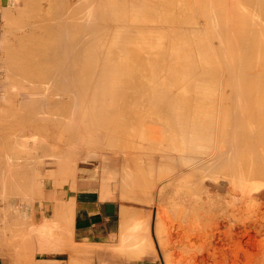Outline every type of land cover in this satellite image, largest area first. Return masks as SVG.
Listing matches in <instances>:
<instances>
[{
  "label": "bare ground",
  "instance_id": "1",
  "mask_svg": "<svg viewBox=\"0 0 264 264\" xmlns=\"http://www.w3.org/2000/svg\"><path fill=\"white\" fill-rule=\"evenodd\" d=\"M98 1L97 0H18V2L16 3L17 5H15V7L17 6L16 10L12 9V12L16 11L17 15L15 14L16 16L13 17V13L11 12V14H12L11 15L12 19H11L10 13H8L9 10H7V14H9V15L6 14L7 15L6 17L7 18H8V16L10 17L8 20H9V22L11 21V24L10 25L5 24L7 27L6 31H3V30H2L3 32L0 31V32H2V33H0L2 35V38L4 35L3 33H5V34L10 33L11 34V37L9 35L11 40L8 39L9 41H7L6 45H4V47L2 46L3 54H2V58H0L2 63H0V64H2L3 67L2 68L0 67V71H1V69H2V71H4L3 72V74H5V76L3 77L4 79H5V77H7V78L12 80V83H10V84L13 85L14 89L18 88V92L15 89L16 92L18 93V95L16 93L15 94L17 95V97H19V99H18L19 104L18 105H20L24 111V115L22 116V118H20V120L16 119L17 121L19 120L21 122V124L19 123L20 125H19V130H18L17 136L15 133H13L15 131H13V132L11 131L12 135L14 134V137H12V135L11 136L7 135V136H10V138L8 139L9 140L8 145L11 146V149H10L11 153H8L9 157H7L8 159H6L7 160L6 162H7V165L9 166L8 167L9 170L12 172L11 174L14 175L13 177L16 180H19L18 179L19 178L18 173L19 172L21 173V171H22V170L20 171L18 166H21L22 168L21 167L20 168L24 169L27 172L32 170L31 177H33L34 175L35 176H34V179L32 178L33 180L32 179L29 180L30 181V187H31L30 191L33 190L35 192L34 193L35 195H33L32 192H31V195H33V197L35 196V197L43 198L45 200L46 204L50 202V205H51L50 209L52 208L51 214L49 216L45 217L47 214H45L43 216L41 215L42 217H45L44 218L45 222H43L41 220V222H43L41 227H43V225L45 223H49L47 225H50V223H52L53 221H54V223H55V221H58L57 224H60V228H58L59 226L55 227L58 229L57 233H64V227H63L64 225L61 224L62 219H63V215H64L65 210H68L72 206V203L74 202V191L76 189L77 184H76V182H74V179L73 180L70 179L71 182L69 184L67 182H68L69 178L71 177L70 176L71 173L73 174V172L76 169L77 170L79 169L81 171L86 172L87 169H89V168L90 169H96L98 166H103V164L108 163L107 165L110 166L113 171L116 170L118 167H120L121 168L120 173H118V174H120V178L122 179V181L125 184H126V182L131 184V185L128 184L126 187L123 186V189L125 188L126 190H128L130 187H133L132 182H131V180H133V176L131 174L132 170H130V157L129 156H127V155L123 156L124 155L123 153H122L123 154L122 156H120V154L118 156H116V155L112 154V152L108 153V151L100 152V154H97L94 151L97 150L96 146L99 147L100 145H101L100 148L103 147L105 150V148L108 145H110V143H111L110 141H112V140H110L109 141L110 143L107 142L110 138V137H108L109 136L108 134H109V132H111V130L113 131V129H109L110 131L108 130L107 138L105 136L106 133L101 134L103 132V129H105V128H102L103 125L108 124V123H106V122H108L106 120L108 118L110 119V117L112 116L113 113H115L114 117L116 115H118V117L120 116L119 119L120 118H121V120L124 119V116L126 115L125 110H129V108H130V107L126 108L124 105H126V103L129 104L130 102L131 103L132 102L137 103V100L139 98L137 99L136 97H139V95H140L139 93L141 91L144 92V93L142 92V95L140 96V100H141L140 102H143L142 105H146V103L147 104L150 103L151 105H153V109H155V112H156L155 115L159 114L158 117L160 115L161 116L164 115L166 118V122L169 125L168 129L171 126V127L175 128L176 131L178 132V133H176V131H175L173 134L175 135V133H176V135L177 134L180 135V137L178 138L179 140L176 139V140H178V142L176 140H175L176 142L172 140V142L170 143V148L173 145V147H172L173 149L175 148L178 151V153L181 152L182 155L178 154V157L180 155V158H181L180 163L182 166H184L186 168H184V170H182L180 167L179 170H176L178 168L173 165L174 163L172 164L173 160H175L174 158L177 157V154L174 158H172V160H171V157H169V155H171L172 153L170 154L169 152H168L169 155L167 153L164 156L160 155L158 158H159V160L162 161L164 159V157H166L165 160H167L169 157L170 160L169 159L168 160L171 163L169 161L168 162H169V164L173 165L172 166L173 168H171V166L168 163H166L167 161L165 162V164L166 165L168 164L169 166L163 165L164 161L162 162V164L160 163L161 161H159V163L161 164V166L163 165L164 168L170 167L172 170L170 168L169 169L171 171L174 170V173H176L175 171L181 172V170L184 171V173H185V170H186L188 174L183 173L181 175L182 177H183V175H188V176L192 175L191 172H188L189 169L191 171H196V173H198V176H200L198 170L203 171V169L208 170V168H209V170L207 172L205 171L207 174L209 171H211V167H214L216 165L219 166V164H221V162L224 160V158L227 157L226 156V148L227 147L225 146L226 144L224 143V141L221 140V137L219 136L220 134L218 135L219 136L218 138H217V136H214L218 133L224 132L225 129H223L224 127H222V126L226 125L225 122H227V126L225 127L226 133L224 132V134H226V138L222 134V139H224V138L226 139V142H228L227 145L230 144V145H232V147L234 146L233 148H235V144H237V142H238L240 144L239 146L242 145L243 147H245V149L242 148L244 150H246V149L249 150V148H251V150H252V147L254 146V141H256L255 142L256 145L258 143L260 146H261V144L264 145V0H203V1L200 0L199 6L201 5L203 7L201 9L200 13H199V10L196 11V7L194 10L193 9L194 6H192L193 4L196 5L197 3H193V1H192V3H191L192 5H190V2H189L190 0H188L189 4L187 1L183 2V0L181 2H179L180 1L179 0V1H177L179 3L175 4L176 3V0H175L174 5H177V8L182 7V8H178L179 10L177 9V11L172 10V9L171 10H169V9L164 10L166 8L165 4H164L165 8L163 6L164 9H161V10H159L158 8L156 9L155 5H157V4L160 5V3L157 2L158 0L156 1V3H154L155 0H150V2L147 1L148 4L145 1L146 4L150 7H148L146 4L139 3L142 0H136V1L134 0V2L130 3V5H129V6H131L128 8V9H130V11L128 9H126L127 8L126 7L127 2H125L124 0L123 1L122 0H115V1L114 0H111V1L103 0L99 3H98ZM164 1H166V0H164ZM12 2L14 3L15 0H12ZM129 2L130 1L128 0V3ZM135 2L139 3V4L136 5ZM168 3L170 4V1ZM3 6H4V4H3ZM160 6L161 7H159V8H162V5H160ZM184 6L185 7H187V6L191 7L192 6L193 8L192 7H191L192 9L191 8H185ZM1 8L2 7L0 6V9ZM2 10H0V12ZM128 11L130 12V14H132L130 17L129 16L127 17V15H129V14L126 15V12H128ZM2 12L0 13V15L3 18L5 16H3L4 14H2ZM143 12L148 13V14L149 13L152 14V15L149 14V17L150 16L154 17V19L152 17H150L151 20H154V21L156 20L160 23L162 22L163 24L164 23L174 24V23L178 22L177 26L178 25L179 26L173 27L175 24L173 26L168 24L170 26V28H168V26L166 27V25L162 26L161 27L162 29H164L163 27H166L168 29L167 30L164 29V31L166 30L164 32L160 28L163 32L162 31L160 32V30H159V31H157L159 33H153L152 30H151L152 32H149L150 31L149 28H147V30H146L149 33H143L141 29L139 30L137 28L138 30H135L136 32L141 31V32H139L141 34H139V37H138L139 39L137 40V37L133 36L134 33L130 34V32L132 33L134 31L132 28H135V25L133 27H131L132 24H130L128 22L127 26H123V23L126 24V22L129 20H132V22L136 21V26H137L138 21L139 22L142 21V23H144L143 20L146 21V19L148 20L149 17L146 18V16L143 15L145 18H141L140 14H138V13H143ZM198 13L203 18V24L201 23V25H202V28H204V29H202V30H201V25L198 26L200 24L199 23L200 21L198 22V20H200V19H197L198 17H196V14L198 15ZM148 14H147V16H148ZM101 15H104V17L106 19H108V21L113 20V22H118V25L119 24L121 25L120 27L115 25L118 27V31L114 32V35H112L110 32L113 29L109 30V32H108V30L103 31V32L106 31L110 35H112L113 42L110 43V41H109L110 39H109L108 41L110 44L107 43V45L104 43L103 40H102L103 42L97 41L103 37L101 35L103 32L101 31V33H100V30H102V27L99 25L101 22L100 21ZM200 15H199V17H200ZM2 18H1V21L3 20ZM4 20H5V22H7L6 21L7 19L4 18ZM4 20H3V24H4ZM151 20H148V21L150 22ZM151 22H153V21H151ZM155 22H153V23H155ZM112 23L110 24V26L115 24V23L114 24H112ZM140 24H138V25H140ZM1 25H2V22H1ZM104 25H106V24H104ZM128 25H131V26H128ZM3 26H2V28L5 30V28ZM108 26L109 25H107V27ZM107 27H105L104 29H106ZM159 27L156 26L155 28L159 29ZM144 28H145V26H144ZM150 28L152 29L153 27H150ZM203 30H204V32H203ZM154 32H156V29ZM108 33H107V35H109ZM129 35L133 36V40L131 38H129L130 37ZM137 36H138V34H137ZM6 37H7V35H6ZM109 38H111V37H109ZM134 38H136V39L134 40ZM4 39H6V38H3V40ZM166 40H167V42H165ZM99 41H101V40H99ZM138 41H139V43H138ZM162 41H164V43H166L168 45H166V44L164 45ZM140 42H141V45H142V43L144 44L143 49H144L145 45L147 47L149 46L148 49H147V47H146V49H144V51L146 53H148L149 55H151V54L153 55V53H156V54H154V56L152 58H150V57L146 58L145 57L146 58V59L144 58L145 60L142 59V57L145 56L144 54H141L142 55L141 59L138 58L137 56L132 55L134 53H132V51L128 47H131L132 44H135V43L136 44L138 43V46H139ZM159 44H163L164 47L159 46L160 48L159 47L157 48V45H159ZM139 47H141V46H139ZM139 47L137 49H139ZM134 49H132V50H134ZM141 49H142V47L140 48V50ZM144 51L143 52L141 51V52L144 53ZM0 53H2V51ZM114 55H116V58H113ZM120 55H122L124 57L121 58ZM137 55L139 56V54H137ZM114 59L116 60V62L113 61ZM167 59H170L171 61H175L176 63H179L181 61L180 62L181 66L178 67L177 65H172V64L169 66H166V64L164 62ZM159 69H161L163 71L159 74L154 73L155 70H159ZM148 71H150L149 78L147 77V75H146L147 78H145L144 74L148 73ZM140 72H144V74L140 73ZM155 75L156 76L162 75L164 80L159 81L157 79L158 76L156 78H154ZM7 78L5 79L6 81H8ZM0 79L2 80V78H0ZM11 80H9V81L11 82ZM6 81L5 82L3 81L4 84L2 83L5 86V89H4V87H2V88L4 90H6L8 88L12 89L13 88V87H11L12 85H10L11 88L7 87L9 85V83H8L9 81L8 82H6ZM6 83L8 85H5ZM218 85L223 86V90H221V91H224V88L228 89L227 93L225 92V95L223 94V92L220 91L222 94L220 96H223V95L224 96L221 99H219V102H220V100L223 101V103H222L223 106L225 104L224 102L227 103V106L225 105L227 107L226 110L222 109V110H224L223 115H225L226 117L221 115L222 117L226 118L227 121H224V119H223L224 124L220 123L221 126H219V127H221L223 129V130H221V132H218L216 134L213 132V136L217 139L220 138V141H223V142H221V144H225L224 145L225 150H223V151L218 150V148L214 149V147L216 148L218 146V144H217V146H215V144L217 142H214L211 139V138H213V136L211 137V131L214 130L213 126H215L216 122L219 120L218 119L215 122L216 116L213 117V114L214 113L216 114V112L218 114L219 110H217L215 112V109H214L215 107L213 108V106L211 107L212 109H210V110H208L209 108L206 106H204L207 108L205 110L203 109V106L201 108L202 110H197V111L195 110V109H198V107H200V105H203V104L206 105L207 104V106H209V105H211L210 103H213V102H215L216 107H217L219 102L217 101L218 103H216L215 99L218 100V96H216V89H217L216 87H218ZM0 86H1V84H0ZM132 86L134 87V90L140 89V88L145 89V87L146 88L150 87L151 89L149 90V88H148L149 91L146 90L147 92L143 89H141V91L136 90L135 92L132 91L133 89H131L132 92H129V90L126 91L127 87L130 89ZM14 89H12V90H14ZM174 89L176 92H174ZM219 89H217V90H219ZM4 90H3V92H4ZM123 90L126 92H124ZM6 91H8V90H6ZM8 94L10 95L9 92H8ZM89 94H91L90 97H88ZM9 95L8 96L6 95V97H8L9 99L14 98L11 95H10V97H12V98H10ZM220 96H219V98H220ZM15 100H16V97H15ZM17 101H15V102H17ZM71 101H72V103H77L80 105L85 104V103L89 104V106L92 108V110L90 108H87V111H88V109L91 110V112L88 111V114L89 113L91 114V115H89L88 119L93 117L94 119L98 120V121H95V123L98 122L100 124V126L96 125L97 128L95 125L92 124L91 127L95 126V128L94 129L89 128V129L92 132L94 130L95 131L93 133L91 132V134H87V137H86V135L85 136L82 135V131L86 130L85 125L82 126L83 127L82 131H81L82 127L80 128V126H78V124L75 126V128H70L69 119H68V113H69L68 108H69ZM12 102H14V101H12ZM144 102H145V104H144ZM136 103H135V108H137ZM191 103H193L194 105H197V104H200V105L198 107L196 106L197 108L194 107V111H189L188 109H191V108H189L188 106H190ZM208 103H209V105H208ZM7 104L9 105L8 102H7ZM120 104H122V105L120 106ZM172 104H177L174 106H176L177 108H180V109L175 110L176 108L174 107L175 108L174 109L172 107ZM193 104H191V106ZM215 104H214V106H215ZM13 106H14L13 109H15L16 108L15 105H13ZM20 106H19V109L17 107L18 110H20V108H21ZM73 106H74V104H73ZM122 106H123V108H122ZM129 106H131V105L129 104ZM141 106L138 108L141 109ZM127 107H128V105H127ZM131 107H133V106H131ZM6 108H7V106H6ZM6 108H4V109H6ZM8 109L9 110H7V111H9L8 112V114H9L11 112L10 107H8ZM131 109L133 110L134 108H130V112H128V111H126V112L129 114L130 113L132 114L133 112H131ZM213 109H214V111H213ZM18 110H16V111L19 112ZM23 111H22V113H23ZM75 111H76V109H75ZM20 112H21V110H20ZM136 112H138L141 116L140 111H136ZM136 112L134 111L135 114H136ZM141 112H143V111H141ZM146 112H149V111L147 110ZM77 113H79V110H77ZM134 113H133V115H134ZM11 114H13V113L11 112ZM11 114H9L10 118H12V116H10ZM83 114H85V113H83ZM129 114H127V115H129ZM143 114H144V112H143ZM219 114H221V113H219ZM4 115H5V113H4ZM136 115L133 116V119H134V117L136 118ZM85 116H87V115L83 116V118H85L84 121H86ZM142 116L144 118V115H142ZM114 117H111V118H114ZM127 117L128 118H130V117L126 116L125 120L128 121ZM212 117H213V119H215L214 120L215 123H213L214 125L212 124ZM8 118H5V119H8ZM116 118H114L113 121ZM9 119H8V121H9ZM140 119H142V118H140ZM81 120H79V121L81 122ZM125 120H122V123H128V122H125ZM129 120H132V119L130 118ZM113 121H111V122H113ZM116 121L119 123V124L117 123L118 125L116 124L117 127L118 126L124 127V126H121L123 124L121 122H119L120 120H116ZM161 121H163V120H161ZM219 121H222V118ZM10 122H12V120H10ZM10 122H3L5 125L4 127H8ZM89 122H90V120H89ZM135 122H136V120L134 121V123ZM164 122H165V120H164ZM92 123H94V120H92ZM109 123H110V120H109ZM113 123L109 124V126L115 124V123L114 124ZM131 123H132V121H131ZM83 124H85V122ZM86 124H88V123H86ZM167 124H165V125H167ZM134 125H136V124H134ZM217 125H218V123L215 126L216 128H217ZM88 126H90V125L88 124ZM88 126H86V127H88ZM107 126L108 125H106V129H107ZM12 127L14 128L15 125H13ZM115 127L116 126L114 125V128ZM130 127H131V125H130ZM219 127L217 129L220 130ZM16 128H17V126H16ZM112 128H113V126H112ZM118 128H117V130H119ZM127 128H129V126ZM127 128L124 127V129H127ZM101 130H102V132H101ZM115 130H116V128H115ZM169 130H171V128ZM88 131L89 130L87 129V131H85V133H88ZM114 131H113V133H114ZM163 131H165V130H163ZM118 132L120 133V130ZM121 132H122V129H121ZM167 132H169V131H167ZM5 133L7 134L6 130H5ZM8 134H9V132H8ZM99 134H101L99 136L100 139H98ZM111 134H112V132H111ZM165 134H166V131H165ZM102 135H104L105 138ZM163 135H164V133H163ZM167 135H168V133H167ZM113 136L115 138V135H113ZM117 136H119V135H117ZM17 137H18V139H16ZM101 137L103 139L107 140L106 142L108 145H106L105 147L102 146L103 143L101 141L98 142L99 140L103 141V139H101ZM166 137H165V139H166ZM177 137H178V135H177ZM169 138L171 140L172 137L169 136ZM169 138L167 137L168 140H169ZM173 138H174V136H173ZM215 138H213V139L215 140ZM4 140L6 141L7 139L5 138V139H3V141ZM117 140H118L117 142H116V140L115 141L113 140L112 142L113 143L116 142L118 144L119 138H117ZM211 140L215 143L214 145H213V142H211ZM217 141L220 142L219 140H217ZM106 142H104V145ZM169 142H168V144H169ZM211 143H212L213 147L210 150V147H211L210 144ZM2 144L4 145L5 143L3 142ZM165 144H167V143H165ZM18 145L21 146L22 148H25V149L27 147L33 149V150L30 149V150H32V152H28V154H30V155L27 154L28 156L24 157V161H23V159H21V161L23 163L21 162L20 164L18 162V160H20V158L18 159V155L23 156L24 151H23V153H22V151L19 153L18 150H21V147H20V149H18V147H19ZM6 146H5V148H6ZM237 146L238 145H236V148H237ZM255 146L253 148V151L256 148ZM110 147L114 148L115 146L114 147L110 146ZM167 147L168 146H166L165 148H167ZM232 147L230 149L233 151L234 149H232ZM5 148L3 149V151L6 150ZM116 148L117 147H115V149ZM136 148L137 149L139 148V146H137V144H136ZM165 148H163L164 149L163 151H165ZM259 148H261V147H259ZM173 149H172V152L174 151ZM10 150H8V151L6 150V151L9 152ZM110 150H113V149L110 148ZM117 150H119V149L117 148ZM244 150H242V151H244ZM1 151H0V154L2 155ZM227 151L229 152V150H227ZM256 151L258 153V149ZM256 151H254V154ZM261 151L259 150V152H260L259 156L258 157L256 156L257 158L255 157L256 161H259V163L263 162L260 165L264 164V152L262 151L263 153H261ZM114 152H116V151H114ZM121 152L118 151L117 153H121ZM127 152L128 151H126V153ZM165 152H167V150ZM238 152H239V150H238ZM246 152H247V150H246ZM174 153H175V151L173 152V154ZM242 153H245V152H242ZM9 154H11V155H9ZM173 154H172V156H174ZM246 154H242V156L245 155L244 159H241L240 157H238V159H240L241 161H244L248 157L252 161L254 157L251 158L250 156L253 154V152H252V154L249 153L250 156L248 155V153H246ZM24 155H26V153ZM233 155H235V154H232L233 158H230V159H232V161H234ZM5 156H7V153L5 154ZM21 158H23V157H21ZM1 159L4 160L5 158L3 159V156L2 157L0 156V160ZM146 160H148V159L146 158ZM144 161H145V159H144ZM251 161H250V163H251ZM253 161L255 162V160H253ZM3 162H5V161H3ZM177 162H178V160H177ZM224 162L227 163V161H223V163ZM245 162H246V164L248 163L250 165L249 160L248 161L246 160ZM0 163L3 164L2 161ZM180 163H178V164H180ZM148 164H146V170H148V167H147ZM233 164H234V162H233ZM251 164L253 165V162ZM142 165H143L142 162L137 161V168L140 167V169L142 170L143 169ZM181 165H179V166H181ZM237 165H236V167H238ZM240 165L244 166V164H242V163L240 164V161H239V167H240ZM1 166H3V165H1ZM4 166L2 167V169L4 168ZM133 166H135V165H133ZM174 167H175V169H174ZM236 167L234 168V166H233V169H236ZM252 167L254 169L256 168V166L255 167L251 166L250 167L251 169H249L248 167L247 168H248V170H252ZM54 168L56 170V172H54V173H56L59 180L56 183L57 188H56L55 192L53 190L54 194L51 197V196L43 195L42 190H43V186L45 185V181H44L45 180V174H47L48 172L50 174V171H52V169H54ZM216 168H218V167L216 166L215 169ZM222 168H224V167H222ZM222 168H220L219 170H216V171L221 172L220 170H222ZM243 168L246 169L245 166ZM18 169H19V172H18ZM259 169H261V168H259ZM24 170L22 171V173L25 172ZM212 170H213V168H212ZM228 170H229V168H227V171ZM240 170H241L240 173H237L234 170H233L234 171L233 173H231V172L228 173L226 171V173H228V174L225 173L226 176L224 175V173H221L222 175H224L228 179L227 182L229 184H231V186H232L230 188L234 187L233 188L234 190L232 192L234 195H236V198H235L236 202L234 203V205L237 203L236 204L237 207L235 206L236 207L235 208L234 205L231 204L230 208L233 205V207L235 208L234 209L235 212H233V213L230 212L232 210V209H230L229 212L227 211V214L229 213V216H230V213L231 214L235 213L236 214V215L234 214V217H236L235 221H237V219L240 218L238 220V223H236L235 221H233L234 217L232 216L233 222H231V223L236 224L235 227L237 226V228H238L237 230H239L241 224H243L245 226L244 223L240 222V220H242V219L240 217L241 215L239 216V214L242 210L245 211V209H243V208L246 207V206L243 207V204L246 203V201H244V203L241 206V203H242L241 201L243 200L242 197L244 195L242 194L243 189H242L241 181H240L243 178L242 176H244V172H246V170L245 171L243 170L244 172H242V169H239V171ZM248 170H247V175L250 174V173L248 174ZM253 170H252V172H253ZM118 171H119V169H118ZM230 171H231V168H230ZM263 171H264V169H263ZM33 172H35V173L33 174ZM43 172H45V174H43ZM255 172H257V171H255ZM259 172L261 173V171H259ZM6 173L8 174V172H6ZM181 173H177L176 178H174L176 174H174V175H168L167 174L168 176L166 175L160 182H161V184H162V181L163 182L167 181L166 183H170V181L173 178L179 181V179L182 177L178 174H181ZM23 174H26V173H23ZM28 174H29V172H28ZM211 174H210L211 175L210 176L208 173L209 178H212L215 180L216 177L214 176L213 173H211ZM240 174H241V178L239 177ZM56 175L54 174V177H56ZM109 175H110V173H109ZM138 175H140V174H138ZM193 175L195 176L194 173H193ZM215 175H216V173H215ZM217 175H218V172H217ZM222 175H220V176H222ZM253 175H254V173H253ZM263 175L258 174V176H262V177H263ZM2 176H4V175H1L0 179L2 178ZM190 176H189V178H192ZM201 176L207 177V175L205 176L203 174ZM252 176H251V178H254ZM138 177H136V178H138ZM177 177H179V178H177ZM203 177H202V179H203ZM9 178H11V177H9ZM195 178H196V176L193 177L192 179L196 180ZM255 178H254V180H255ZM22 179H21V181H22ZM197 179H200V181H201V178L197 177ZM207 179H208V177H207ZM7 180H9V179L7 178ZM164 180H166V181H164ZM209 180H207V181H209ZM245 180L248 181L249 182L248 184L250 185L251 180L253 183L257 179L254 181L253 179L250 180V177L244 176L243 182ZM261 180L260 181L257 180L255 182L256 183L255 185L257 188L259 186L264 187V185H262V184L257 185V183H261L262 181H264V179L262 181ZM119 181H120V179H119ZM6 182H4V179L2 178L1 183L6 184ZM196 182H197V180H196ZM20 183H22V182H19V184ZM136 183H139V182H136ZM252 183H251V185H252ZM112 184L115 185L116 181H114V183H112ZM141 184L142 183H140V185ZM165 184L164 183H163V185H160L159 183L156 184V191H158L157 193H158L159 197L162 196V193L164 192V189L166 188ZM190 184H192V183H190ZM199 184H197V186ZM220 184H223V183H220ZM263 184H264V182H263ZM2 185H1V190H3L4 189L3 187L5 186L4 185L2 187ZM21 185L22 184H20L19 186L21 187ZM133 185H134V182H133ZM194 185H196V184H194ZM205 185H206V183H205ZM211 185L213 187L214 184L212 183ZM247 185L245 186V184H244L243 186L247 187ZM253 185H254V183H253ZM7 186L8 185H6V188H7ZM14 186L16 187L17 185H13L10 187L15 188ZM112 186L113 185H111V187ZM121 186H122V184H121ZM138 186H139V184H138ZM138 186H136L137 187L136 188L137 191L135 190L136 192L134 191L135 188H133V190L131 189L129 191H126V192H128L127 194L122 193V195L126 194L127 195L126 199H132V200L135 199L136 196L141 194V193H139L140 191L138 192V189H139ZM217 186H218V184H216V188H217ZM219 186H221V185H219ZM222 186H225V185H222ZM222 186H221V188H222ZM22 187H23V185H22ZM22 187L20 189L22 191H24L26 187L24 189ZM141 187L142 186H140V188ZM190 187H193L194 189L196 188L192 185H190ZM263 187H261V189ZM6 188H5V190H6ZM114 188L115 187L113 186V188H111V189H114ZM143 188L144 187H142V189ZM199 188H200V186H199ZM257 188H256V190H257ZM17 189H18V186H17ZM17 189L15 190L16 192H17ZM99 189H100V192H98L99 199L105 200V199L110 198V197H108V194L110 193L109 190H108V194H107L106 193L107 190H105L104 186L101 188L99 186ZM121 189H119V190L121 191ZM201 189L202 188H200L197 191L200 193ZM205 189H207V187ZM227 189L228 188H226V190ZM26 190H28V189H26ZM139 190H141V189H139ZM144 190H143V192H144ZM231 190H230V192H231ZM15 191H12V192H15ZM131 191H134V192H131ZM240 191H242V192H240ZM263 191L264 190L262 189L261 192L264 193ZM137 192L139 193L138 195L136 194ZM209 192L208 193L211 196V192L213 193L214 191L212 190ZM5 193H7V192L5 191ZM10 193H11V191H10ZM129 193L131 195H133L132 198H131V195H129ZM193 193L195 194L196 190H194ZM120 194L121 193H118V199L120 197H122ZM191 194L188 193V195H189L188 198H190V199L192 197ZM209 194H207V195L209 196ZM3 195H0V197ZM8 195H10V194L8 193ZM21 195L23 196V194H21ZM68 195H69V197H68ZM145 195L146 194L144 193V196ZM166 195L167 194H165V196ZM190 195H191V197H190ZM216 195L218 196V194H216ZM227 195H229V194H227ZM7 196L4 195V197H7ZM114 196H116V195H113V198H114ZM144 196L142 195V197H144ZM186 196H187V194H186ZM230 196L232 197V195H230ZM111 197H112V195H111ZM138 197H136L135 200H138L137 199ZM142 197H140V198L142 199ZM200 197L201 196H198L199 199H200ZM1 198H0V200H4L3 197H1ZM162 198L159 201L162 202ZM6 199H8V198H6ZM26 199L29 200V198L26 197L25 201H26ZM5 200H4L3 204L5 203ZM110 200H111V198H110ZM120 200H122V199H120ZM205 200H207V198ZM205 200H204V203L206 202ZM259 200H260V198H259ZM209 201H211V200H209ZM229 201H227V203H229ZM29 202H32V200L31 201L29 200ZM258 202H260V201H258ZM0 203H1V201H0ZM216 203H218V202H216ZM262 203L264 205V202H262ZM262 203H260L258 205H262ZM223 204H224V202H223ZM223 204H222V207L225 205V204L224 205ZM248 204H249V202L247 203V206H249ZM1 205H0V207L4 206V205H2V206ZM30 205H32V204L30 203ZM251 205H252V203H251ZM254 205L256 206L257 204L254 203ZM255 206H254V209H255ZM6 207H7V205H6ZM6 207H2V208L6 209ZM121 207H123V206H121ZM225 207H226V205H225ZM227 207H229V204ZM258 207H260V206H258ZM123 208H125V207H123ZM123 208H121V209L124 211ZM205 208H207V206ZM262 208L264 209V206ZM4 209H1V213L4 212L3 211ZM219 209H221V208L219 207L217 209V207H216L215 210H217V212H219ZM125 210H126V208H125ZM215 210H213L212 213H214ZM257 210H260V209H257ZM221 212H223V208H222ZM221 212L218 214L220 215ZM216 213H214V214L216 215ZM260 213H261V211H260ZM224 214L225 213L223 212V215ZM241 214H242V212H241ZM3 215H5V214H3ZM124 215H126V214H124L122 212L119 217L123 223H126L127 217L125 218ZM224 216H226V215H224ZM3 217L5 218L6 216H3ZM7 217H8V215H7ZM1 218L2 217H0V219ZM217 218L215 220H217ZM219 218H220V216H219ZM222 218H224V217H221V219ZM227 218H228V216H227ZM8 219H9V217H8ZM30 219H31V217H30ZM228 219H227L226 223L228 222ZM29 222L31 223V221H29ZM41 222H38V223L41 224ZM223 222H225V221H223ZM260 222H261V220H260ZM4 223H3V218H2L1 224L4 225ZM220 223H221V220H220ZM27 225H26V227H28ZM52 225H53V223H52ZM226 226H227V224H226ZM8 227H7V229H8ZM17 227H18V225H17ZM21 227L22 226H20V228ZM32 227L33 226H31V228ZM44 227H45L44 230H46L45 225H44ZM223 227H224V224H223ZM15 228L16 227H14V229ZM50 228H52V227H50ZM224 228L227 229V230H225V229L224 230L226 233H228V228L227 227H224ZM18 229H19V227H18ZM21 229H23V228H21ZM153 229H154V227H153ZM245 229H247V228H244V230ZM2 230H4V228ZM8 230H10V228ZM11 230H12V227H11ZM13 230H12V232H13ZM15 230L17 231V229H15ZM35 230L36 229L34 228V231ZM32 231H33V228L31 230V232ZM48 231H50V230L48 229ZM48 231H46V232H48ZM51 231L49 233H56L54 230H53L54 232H51ZM17 232H20V231H17ZM29 232H27V233H29ZM38 232H40V230ZM41 232L43 233V231H41ZM219 232H220V230H219ZM229 232H231V230ZM239 232H241V231H239ZM34 233H36V232H33V234ZM220 233H222V232H220ZM0 234H2L1 230H0ZM5 234H6V231H5ZM7 234H8V232H7ZM249 234H251V233H249ZM15 235H16V232H15ZM260 235H264V233L260 234ZM1 237H2V235H1ZM11 237H12V235H11ZM15 238H18V237H15ZM232 240H234V239L232 238ZM263 240H264V236H263ZM2 241L4 242V244H2V245H5L6 242L4 240H2ZM2 241L0 243H3ZM17 241L18 240H16V242ZM8 245H9V243H8ZM0 246H1V244H0ZM5 246H7V245H5ZM263 254H264V252H263ZM262 256H264V255H262ZM262 256L260 255V257H262ZM245 257L246 256H244V258ZM163 258H165V256ZM166 258H167V256H166ZM13 259H15V258H13ZM167 261H165L163 263L168 264ZM259 262H261V261H259ZM170 263L171 262H169V264ZM256 263H258V261Z\"/></svg>",
  "mask_w": 264,
  "mask_h": 264
},
{
  "label": "rangeland",
  "instance_id": "2",
  "mask_svg": "<svg viewBox=\"0 0 264 264\" xmlns=\"http://www.w3.org/2000/svg\"><path fill=\"white\" fill-rule=\"evenodd\" d=\"M98 1V0H97ZM101 1H103V0H99L98 1V3L99 2H101ZM105 1H107V0H105ZM104 1V2H105ZM109 1H111V0H109ZM115 1V0H114ZM123 1V0H122ZM125 2H127V8L126 9H128L129 7H131V6H129L130 5V3H132V2H134V0H129L130 2L128 3V0H124ZM136 1V0H135ZM148 1V2H150V0H142L141 2H139V3H141V4H146V2ZM156 1L157 0H155V2L154 3H156ZM167 1V2H166ZM166 1H164V0H158L157 2L158 3H160V5H162V8H159V7H161L159 4H157V5H155V8L157 9H159V10H161V9H164L165 8V6H166V8L164 9V10H175V11H177V9L178 8H182V7H178L177 8V5H174V3H175V0H166ZM170 1V4L168 3ZM174 1V2H173ZM177 1H179V0H176V3L175 4H177V3H179V2H181L182 0H180L179 2H177ZM188 2V0H183V2ZM192 1H193V3H197L196 5L195 4H191L192 3ZM201 1H203V0H201ZM12 2V0H3L2 1V3H1V9L0 10H2L1 12H2V14H4L3 16H5V17H1V15H0V25H1V22H2V25L0 26V31H6V25L8 24V25H10L11 24V21L9 22V18L11 17V12H12V9L13 10H16V8H17V6L15 7V5H17L16 3L18 2V0H15V2L13 3H11ZM148 2H147V4H148ZM153 2V1H152ZM164 2V3H163ZM190 2V5H192V6H194V10H195V7H196V11H198L199 10V13H200V11H201V9L203 8L201 5L199 6V4H200V0H190L189 1ZM189 2H188V4H189ZM199 2V3H198ZM136 3V2H135ZM139 3H136V5L137 4H139ZM168 3V4H167ZM3 4H4V6H3ZM14 4V5H13ZM134 4V3H133ZM146 4V5H147ZM164 4H165V6H164ZM167 4V5H166ZM173 4V5H172ZM11 5V6H10ZM169 5V6H168ZM6 6V7H5ZM148 6V5H147ZM163 6H164V8H163ZM186 6V5H185ZM184 6V7H185ZM148 7H150V6H148ZM170 7V8H169ZM172 7V8H171ZM191 7H185V8H191ZM199 7V8H198ZM9 8V9H8ZM191 8V9H192ZM7 10H9L8 11V13H10V17L8 16V18L6 17L7 15H9V14H7ZM129 11H130V9H128ZM179 10V9H178ZM126 12V15L127 14H129V15H127V17L129 16H131L132 14H130V12ZM195 11V12H196ZM0 12V13H1ZM13 13V17L14 16H16L17 14H16V11H14V12H12ZM197 13V12H196ZM198 13V15L196 14V17H198L197 19H200V20H198V22L200 23L198 26H200L201 25V23L203 24V18H202V16L200 15ZM7 14V15H6ZM16 14V15H15ZM138 14H140V16H141V18H145L144 16H146V18H148L149 17V14L148 13H138ZM146 14V15H145ZM147 14H148V16H147ZM144 15V16H143ZM150 15H152V14H150ZM199 15H200V17H199ZM101 17V22H100V26L102 27V30H100V33H101V31L103 32L104 30H108V32H109V30H111V29H113V30H111L110 32H111V34L112 35H114V32H116V31H118V27L117 26H121L120 24L118 25V22H113V20L112 21H108V19H106L105 17H104V15H101L100 16ZM150 17H152L153 19H154V17L153 16H150ZM149 17V18H150ZM1 18L4 20V18L5 19H7L6 21L7 22H5V20H4V24H3V20L1 21ZM148 18V20H151V18L149 19ZM11 19H12V17H11ZM147 19H146V21L145 20H143V22L144 23H142V21H138V23H137V26H136V21H133L132 22V20H129V21H127L126 22V24H124L123 23V26H127V24H128V22L130 23V24H132V26L131 25H128V26H131V27H133L134 25H135V28H132L134 31L135 30H142V32L143 33H149V32H152L153 31V33H159V32H157V31H159L160 30V32L163 30L164 31V29H168V28H170V26L169 25H171V26H173L174 24V26L173 27H178L177 26V24H178V22H176V23H174V24H171V23H160V22H158V21H154V20H151V21H153V22H155V23H153V22H149ZM113 22V23H112ZM132 22V23H131ZM158 22V23H157ZM114 24V25H112V26H110V24ZM117 23V24H116ZM134 23V24H133ZM141 23V24H140ZM157 23V24H156ZM160 23V24H159ZM6 24V25H5ZM104 24H106V25H104ZM122 24V23H121ZM138 24H140V25H138ZM4 25V26H3ZM107 25H109L108 27H107ZM115 25H117V26H115ZM149 25V26H148ZM166 25V27L168 26V28H166V27H163L164 29H162L161 27L162 26H165ZM2 26L5 28V30L2 28ZM139 26V27H138ZM144 26H145V28H144ZM157 26V27H159V29L158 28H155V27ZM105 27H107L106 29H104ZM110 27V28H109ZM141 27V28H140ZM150 27H153L152 29L150 28ZM116 28V29H115ZM138 28V29H137ZM147 28H149L150 29V31L148 32V31H146L147 30ZM156 29V32H154L155 31V29ZM162 30H161V29ZM101 29V28H100ZM202 29H204V28H202V25H201V30ZM152 30V31H151ZM165 30V31H166ZM2 31V32H3ZM103 32L101 35L103 36L102 38H100L99 40H101V41H99V40H97L98 42H103L104 41V43L107 45V43L108 44H110L111 42H113V40H112V35H110L108 32ZM130 32V34H133V36H135V37H137V40L139 39L138 37H139V34H141V33H139V32H141V31H135V32ZM145 31V32H144ZM162 31V32H163ZM164 31V32H165ZM2 32H0V33H2ZM203 32H204V30H203ZM206 32V31H205ZM7 33V32H6ZM107 33L110 35H107ZM4 35H3V38H6V39H4L3 40V38H2V35L0 34V41L2 42H0V52L2 51V53H0L1 55H0V58H2V54H3V48H2V46L4 47V45H6V43H7V41H9L8 39H10L11 40V34L10 33H8V34H5V33H3ZM137 34H138V36H137ZM6 35H7V37H6ZM9 35H10V37H9ZM107 35V36H106ZM105 36V37H104ZM130 36V35H129ZM133 36H130L129 38H131L132 40H133ZM109 37H111V38H109ZM2 38V39H1ZM110 39V40H109ZM136 38H134V40H135ZM103 40V41H102ZM110 41V43H109V41ZM165 40V39H164ZM163 42V44L165 45L166 43H164V41H162ZM165 42H167V40L165 41ZM5 43V44H4ZM138 43H139V41H138ZM138 43L136 44H132V46L131 47H128V48H130V50L132 51V53H134V54H132V55H134V56H137L138 58H140L141 59V54H144L145 56H143L142 57V59H144L145 57L147 58V57H150V58H152L153 56H154V54H156V53H153V55L151 54V55H149L148 53H146L145 51H144V49H146V45H145V47H144V49H143V46H144V44L142 43V45H141V42H140V44H139V46H141L142 47V49L140 50V48L141 47H139L138 46ZM163 44H159V45H157V48L159 47V46H161V47H164V45ZM166 45H168V44H166ZM135 49H134V48ZM139 47V49H137ZM149 48V46L147 47V49ZM160 48V47H159ZM132 49H134V50H132ZM137 49V50H136ZM136 50V51H135ZM140 50V51H139ZM130 51V52H131ZM144 51V53H142V52ZM140 52V53H139ZM137 54H139V56L137 55ZM148 54V55H147ZM131 55V56H132ZM120 57L121 58H123L124 56H122V55H120ZM119 57V58H120ZM133 57V56H132ZM113 58H116V55H114V57ZM145 58V59H146ZM144 59V60H145ZM114 62H116V60L114 59L113 60ZM181 62V61H180ZM176 63L175 61H171L170 59H167V60H165V64H166V66H169V65H177L178 67H180L181 66V63ZM0 63H2V61H1V59H0ZM2 64H0V67L2 68L3 67V65L1 66ZM163 70H161V69H159V70H155L154 71V73H156V74H159V73H161ZM1 73H0V78H2V80L0 79V84H1V88H0V90L2 91H0L1 93H0V151H1V153H2V155L0 154V156L2 157L3 156V159L4 160H0V162L2 161V163L3 164H1V165H5L4 166V170L2 169V167L3 166H1L0 165V176L1 175H4V176H2V178L4 179V182H6V184H3V183H1L2 182V178L0 179V195H3L4 193H5V191L7 192V193H5L4 195L5 196H7L8 195V193L10 194V195H8L7 197H4V195L3 196H1V197H3L4 198V200L6 199V198H8V199H6L5 200V203L3 204V202H4V200H0L1 201V203H0V205L2 204V205H4V206H2V207H6V205H7V207H6V209H4V208H2V207H0V217H2L3 218V223H4V225L3 224H1L2 223V218L0 219V230H1V232H2V234H0V242L2 241V240H4L6 243H5V245H7V246H5V245H2V244H4V242L3 243H0L1 244V246H0V261H3V262H5V263H7V264H35V262H36V257L37 256H41V257H46V258H48V259H50L52 256H60V257H66V260H67V262H70V263H92V264H164L163 262H165V261H167L168 262V264H169V262H171L170 264H262L263 262H264V256H262V255H264L263 254V252H264V240H263V236L264 235H260V234H263L264 233V209L262 208L264 205H263V203L262 202H264V193H262L261 191H262V189L264 190V187L263 186H261V187H263L262 189H261V187L259 188H257L256 187V181L257 180H261L263 177H264V171H263V167H264V164H262V165H260L261 163H263V162H260L259 163V161H256V158L259 156V150L261 151H263L264 152V145L263 144H261V146L259 145V143L257 144L259 147H261V148H259L257 145H256V141H254V146L256 147L255 148V150L254 151H256L257 149H258V153H257V151L255 152V154H254V151H253V148H254V146L252 147V150H251V148H249V150L248 149H246L247 150V152H246V150H244L245 149V147H243L242 145L241 146H239L240 144L237 142V144H235V148H233L232 147V145H227L228 144V142H226V134H224V132L226 133V126H227V122H225L226 123V125L225 126H222V127H224L223 129H225L224 130V132H221V130H223L221 127H219V126H221L220 125V123H223L224 121H227V119L226 118H224V117H226L225 115H223L224 113H223V111L224 110H222V109H225L226 110V106H227V103L226 102H224L225 104H224V106H223V101L222 100H220V102H219V99H221L224 95H225V92L227 93V91H228V89L227 88H224V91H221V90H223V86L222 85H218V87H216L217 89H219V90H217L216 89V96H218V100L217 99H215L216 100V103H218L219 102V104L217 105V107H216V104H215V102H213L214 104H215V106H214V104L213 103H210L211 105H209V103H208V105L210 106H207V104L206 105H200V104H197V105H194L193 103H191V104H193L192 106H191V104H190V106H188L189 108H191V109H188L189 111H194V107H198L199 105H200V107H198V109H195L196 111L197 110H202L201 108H202V106H203V109L205 110V109H207L206 107H208L209 109L208 110H210V109H212L211 107L213 106V108L215 109V112L217 111V110H219V113H221V114H217V112H216V114L214 115L213 114V117L214 116H216L215 117V119H213V117H212V124L213 123H215L218 119L220 120L221 118H222V121H217L216 122V124L218 123V125H217V128L219 127L220 128V130L219 129H217L215 126H216V124H215V126H213V128H214V130L213 131H211V137L213 136V132L216 134V133H218V132H221V133H218V134H216V135H214V136H217V138L220 136L221 137V140H223L224 141V143L226 144H221V142H223V141H220V138L219 139H217V138H215L214 136H213V138H215V140L213 139V138H211L214 142H217L216 144L211 140V142H213V145L215 144V146H217V144H218V146L215 148L214 147V149H217L218 148V150H225V146L227 147L226 148V158H224V160L223 161H227V163L226 162H224L223 163V161L221 162V164H219V166L218 165H216L218 168H216L215 169V167L216 166H214V167H211V171H209L208 173H209V175L211 174V173H213L214 174V176L216 177L215 178V180L214 179H212V178H209V176H208V173L206 174V172L209 170V168H208V170H204L203 169V171H201V170H198V172H199V175L200 176H198V173H196V171H191L190 169H189V171L188 172H191L192 173V175L190 176V177H195L196 176V180H197V182H196V180H194V179H192V178H189V176L188 175H183V177L181 176L183 173H184V171H182V170H184V168H186V167H184V166H182L181 165V158H180V155H182L181 154V152L180 153H178V151L174 148H172L173 147V145H172V147L170 148V143L172 142V140L173 141H175L176 139H178L179 137H180V135L179 134H177L178 135V137H177V135H176V133H178L177 131H176V129L175 128H173V127H171L170 126V128H171V130H169L168 129V124H167V122H166V118H165V116L163 115V116H159L158 117V115H155V109H153V105H151L150 103L149 104H147L146 103V105H142L143 104V102H140L141 100H140V96L142 95V92L143 91H141V89H143V90H148V88H149V90L151 89L150 87H148V88H146L145 87V89L144 88H140V89H135L134 90V87L132 86L130 89L127 87H125L127 90L126 91H128L129 90V92H132V91H136V90H140L141 92L139 93L140 95H139V97H136L138 100H137V103L136 102H130L129 104L131 105V106H133V107H131V106H129V104H127L126 103V105H124L126 108H134L133 110L131 109V112H133L134 113V111L136 112V111H140V113H141V116H140V114L138 113V112H136V114L134 113V115H136V118L134 117V119H133V113L131 114H129V113H127L126 111H128V112H130V108H129V110H125V113H126V115L124 116V119H122V120H125V118H126V116H129L132 120H129L130 118H128V121L127 120H125V122H128V123H122V120H121V118L119 119V117H118V115H116L115 117H114V114L115 113H113L112 114V116L111 117H114V118H116L114 121H113V119L114 118H111L110 117V123H109V120L107 119L106 121H108V122H106V123H108V124H105V125H103V127L102 128H105L106 129V125H108L107 126V129L105 130V129H103V132H102V130H101V134H105L106 133V138H107V133H108V130L109 129H113V131L115 130V128H116V130H117V128L120 130V133L118 132L119 130H115L114 131V133H113V131L111 130V132H112V134H111V132H109V136L108 137H110L109 138V140L107 141V140H105V139H103L102 137H101V139H103V141L102 140H99L98 142H102L103 143V145L102 146H106V145H108L107 144V142H109L110 140H116V142L118 141L117 140V138H119V142H118V144L116 143V142H112V141H110L109 143H110V145H108L106 148H105V150H104V148L102 147V148H100L101 147V145L98 147V146H96V148H97V150L96 151H94L95 153H97V154H100V152H106V151H108V153H111L112 152V154H114V155H116V156H118L119 154H120V156H122L123 154V156H125V155H127V156H129L130 157V170H132L131 171V174H132V176H133V180H131V182H132V186L133 187H130L128 190H126L125 188L123 189V186H127L128 184L129 185H131L130 183H127L126 182V184L122 181V179L120 178V174H118V173H120V167H118L116 170H112L111 169V167L110 166H108L106 163L105 164H103V166H98L96 169H87V171L86 172H84V171H81V170H75L74 172H73V174L71 173V177L69 178V180L71 179V180H73L74 179V182H76V184H77V186H76V188L77 187H85L86 189H91V190H94V191H96L97 193L98 192H100V189H99V186H100V188L101 187H105V190H107L106 191V193L108 194V190L110 191V193L108 194V197H110L111 198V200H110V198H108V199H105V200H110V201H112L116 206H117V214L114 216V218H113V220H112V224H111V232H109V233H112L111 235H110V237L108 238V239H106V241H102V242H98V243H84V242H82V241H78L77 239H75L74 238V236H73V216H74V202L72 203V206L68 209V210H65V212H64V215H63V219H62V222H61V224H63L64 226V233H57L58 231V229L57 228H55V227H58V228H60V224H57L58 223V221H55V223H54V221L52 222L53 223V225H52V223H50V225H47V224H49V223H45L44 225L46 226V230H44L45 229V227H44V225H43V227H41L42 226V224H43V222H45L44 221V218L45 217H47V216H49L50 214H51V210H52V208L50 209V202L49 203H47L46 204V202H45V200L43 199V198H40V197H33V195H35L34 193V191L33 190H31L30 191V181L29 180H31L32 178L34 179V176L33 177H31V173H32V170L31 171H28L29 172V174H28V172L27 171H25L24 169H21L22 167L21 166H18L19 167V169H20V171L22 170H24L25 172H23V173H26V174H23L22 173V171H21V173L24 175H22L20 172H19V169H18V179L20 180H16L13 176L14 175H12L11 173V171L9 170V166L7 165V160L6 159H8L7 157H9L8 156V153H11V146L10 145H8V142H9V138H10V136L12 135V132L13 131H15V132H13V133H15L16 134V136H17V134H18V130H19V125L21 124V122L19 121L20 120V118H22V116L24 115V111H23V108L20 106V105H18L19 104V97H17V95H18V88H15L16 90H17V92H16V90L14 89V87H13V85L12 84H10V83H12V80L11 79H9V78H7V77H5V79L7 78V80L9 81V80H11V82L9 81H6L3 77L5 76V74H3V72L4 71H2V69H1V71H0ZM145 72V71H144ZM144 72H140V73H143L144 74ZM3 74V75H2ZM142 74V75H143ZM149 74H150V71H148V73H145L144 74V76H145V78H149ZM146 75H147V77H146ZM143 76V77H144ZM158 76V75H157ZM156 75L154 76V78H156L157 77ZM157 79L159 80V81H162V80H164L163 79V76L162 75H160V76H158L157 77ZM6 81V82H8L9 83V85L6 83L5 85H8L7 87H10V85H12L11 87H13L12 89H14V90H12V89H6V90H8V91H6V90H4L5 89V86L3 85L4 84V82ZM3 83V84H2ZM2 87H4V89L2 88ZM6 87V88H7ZM10 87V88H11ZM130 87V86H129ZM138 88V87H137ZM124 89V88H123ZM131 89H133L132 91H131ZM3 90H4V92H3ZM94 90V89H93ZM148 90V91H149ZM6 91V92H5ZM13 93H12V92ZM124 91V90H123ZM126 91H124V92H126ZM219 91V92H218ZM223 92V96H220V95H222L221 94V92ZM8 92L10 93V95L12 96V97H14V98H12V97H10V95L8 94ZM128 92V93H129ZM133 92V93H134ZM147 92V91H146ZM173 92V91H172ZM174 92H176L175 91V89H174ZM218 92V93H217ZM17 95H16V94ZM90 93V92H89ZM144 93V92H143ZM220 93V94H219ZM6 95L8 96L9 95V97L10 98H12V99H9L8 97H6ZM16 95V96H15ZM90 95L91 94H89L88 95V97H90ZM219 96H220V98H219ZM8 99H6V98ZM15 97H16V100H15ZM4 98V99H3ZM135 98V99H136ZM6 99V100H5ZM18 100V101H17ZM12 101H14V102H12ZM15 101H17V102H15ZM135 101V100H134ZM218 101V102H217ZM7 102L9 103V105L7 104ZM141 104H140V103ZM123 103V102H122ZM135 103H136V107L137 108H135ZM12 104V105H11ZM18 106H17V105ZM73 104H74V106H73ZM86 104V105H85ZM85 104H77V103H72V101L70 102V105H69V108H68V119H69V125H70V128H75V126L78 124V126H80V128L82 127V126H84L85 125V128H86V130L85 131H87V129L89 130L88 131V133H85V131H82L83 130V127L81 128V131H82V135H86V137H87V134H91V130L89 129V128H91V129H94L95 128V126L97 125V126H100V124L98 123V122H96L95 123V121H98L97 119H94L93 117V119L92 118H90V119H88L89 118V115H91L90 113L88 114V111L89 112H91V110H92V108L89 106V104H87V103H85ZM133 104V105H132ZM139 106H138V105ZM144 104H145V102H144ZM12 107H11V106ZM13 105H15V109L16 110H18L19 109V106L21 107L20 108V110H21V112H20V110H18L19 112H17L15 109H13L14 108V106ZM77 105V106H76ZM88 105V106H87ZM122 104H120V106H121ZM127 105H128V107H127ZM142 105V106H141ZM151 105V106H150ZM174 105H177V104H172V107L175 109V110H179L180 108H177L176 106H174ZM226 105V106H225ZM6 106H7V108H6ZM141 106V109L140 108H138V107H140ZM204 106H206V107H204ZM8 107H10V110H11V112L13 113V114H11V112L9 113V114H11L10 116H12V118H10L9 117V114H8V112L9 111H7V110H9L8 109ZM17 107H18V109H17ZM124 107V108H125ZM144 107V108H143ZM148 109H147V108ZM196 107V108H197ZM4 108H6V109H4ZM76 109V111H75V109ZM87 108H90V109H88V111H87ZM122 108H123V106H122ZM149 111V112H146L147 110ZM138 109V110H137ZM172 109V108H171ZM187 109V108H186ZM214 109H213V111H214ZM15 110V111H14ZM77 110H79V113H77ZM145 110V111H144ZM22 111H23V113H22ZM74 111V112H73ZM87 111V112H86ZM141 111H143L144 112V114H143V112H141ZM222 111V112H221ZM4 113H5V115H4ZM7 113V114H6ZM16 113V114H15ZM83 113H85V114H83ZM146 113V114H145ZM127 114H129V115H127ZM139 114V115H138ZM84 115H87V116H85L86 117V121H84L85 120V118H83V116ZM131 115V116H130ZM142 115H144V118H143V116ZM219 117H218V116ZM221 115H223L224 117H222ZM80 116V117H79ZM10 119H9V118ZM16 117V118H15ZM5 118H8L9 119V121H8V119H5ZM80 118V119H79ZM140 118H142V119H140ZM5 119V120H4ZM16 119H19L18 121L16 120ZM82 119V120H81ZM94 120V123H92V120ZM138 119V120H137ZM223 119H224V121H223ZM10 120H12V122H10ZM78 120V121H77ZM79 120H81V122L79 121ZM89 120H90V122H89ZM116 120H120L119 122H121L123 125H121V126H124L125 128H127L128 126H129V128H127V129H124V127H120V126H118L117 127V125L119 124ZM136 120V122L134 123V121ZM161 120H163V121H161ZM164 120H165V122H164ZM214 120H215V122H214ZM101 121V120H100ZM111 121H113V122H111ZM131 121H132V123H131ZM139 121V122H138ZM3 122H10L9 123V125H8V127H4L5 125H4V123ZM15 122V123H14ZM80 122V123H79ZM85 122V124H83ZM130 122V123H129ZM20 123V124H19ZM86 123H88L90 126H88V124H86ZM91 123V124H90ZM111 123H113L116 127L114 128V125H111V126H109V124H111ZM118 123V124H117ZM13 126V125H15V127L13 128L11 125ZM82 124V125H81ZM95 125L94 127H91V125ZM99 124V125H98ZM117 124V125H116ZM125 124V125H124ZM134 124H136V125H134ZM165 124H167V125H165ZM224 124V123H223ZM130 125H131V127H130ZM10 126V127H9ZM16 126H17V128H16ZM86 126H88V127H86ZM97 126H96V128H97ZM112 126H113V128H112ZM139 126V127H138ZM164 126V127H163ZM167 128H166V127ZM12 127V128H11ZM21 127V126H20ZM110 127V128H109ZM122 129V132H121V129ZM138 128V129H137ZM212 128V129H213ZM216 128V129H215ZM167 129V130H166ZM5 130H6V132H7V134L5 133ZM141 130V131H140ZM163 130H165L166 131V134H165V131H163ZM174 130V131H173ZM216 130V131H215ZM219 130V131H218ZM12 131V132H11ZM95 131V130H94ZM93 131V132H94ZM106 131V132H105ZM110 131V130H109ZM167 131H169V132H167ZM172 131V132H171ZM176 131V133H175V135L173 134L174 132ZM8 132H9V134H8ZM90 132V133H89ZM92 132V133H93ZM119 133V134H118ZM163 133H164V135H163ZM167 133H168V135H167ZM101 134H99L98 135V139H100V135ZM220 134V135H219ZM222 134L225 136V138L224 139H222ZM7 135H10V136H7ZM112 137H111V136ZM113 135H115V138H114V136ZM117 135H119V136H117ZM219 135V136H218ZM15 136V137H16ZM104 138H105V136L104 135H102ZM164 136V137H163ZM169 138V136L170 137H172L171 138V140H170V138H169V140L167 139V137ZM173 136H174V138H173ZM223 136V137H224ZM12 137H14V134L12 135ZM165 137H166V139H165ZM7 139L6 141L4 140L3 141V139ZM114 138V139H113ZM166 140H164V139ZM16 139H18V137L16 138ZM105 140V141H104ZM179 140V139H178ZM178 140H176L177 142H178ZM217 140H219L220 142H218ZM107 141V142H106ZM170 141V142H169ZM175 141V142H176ZM5 143L4 145L2 144V143ZM104 142H106L105 143V145H104ZM168 142H169V144H168ZM114 145H113V144ZM165 143H167V144H165ZM112 144V145H111ZM136 144H137V146H139V148L137 149L136 148ZM7 145V146H6ZM119 147H118V146ZM141 145V146H140ZM211 145V147H210V150H211V148L213 147L212 146V143L210 144ZM225 145V146H224ZM236 145H238L237 146V148H236ZM5 146H6V148H5ZM19 146V145H18ZM110 146H115V147H117L119 150H117V148L115 149V147L114 148H112V147H110ZM121 146V147H120ZM144 146V147H143ZM162 146V147H161ZM166 146H168L167 148H165ZM20 147L21 146H19L18 147V149H20ZM229 147V148H228ZM232 147V149H234L233 151L230 149ZM239 147V148H238ZM2 148V149H1ZM6 149L7 151L8 150H10L9 152H7L6 150H4L3 151V149ZM109 148V149H108ZM110 148L111 149H113V150H110ZM163 148H165V151L167 150V152H165V151H163L164 149ZM242 148H244V149H242V150H244V151H242L241 149ZM23 149V150H22ZM28 149V150H27ZM30 149H32V148H22L21 147V150H18V152L20 153L21 151H22V153H23V151H24V153H23V156L21 155V156H19L18 155V159L20 158V160H18V162H19V164L22 162L21 161V159H23V161H24V157H26V156H28V155H30V154H28V152H32V150H30ZM123 149V150H122ZM172 149L175 151V153L173 154V152H172ZM213 149V150H214ZM100 150V151H99ZM128 151L127 153H126V151ZM212 150V151H213ZM227 150H229V152L227 151ZM236 150V151H235ZM238 150H239V152H238ZM253 152V154H252V152ZM110 151V152H109ZM114 151H116V152H114ZM121 152V153H117V152ZM163 151V152H162ZM177 151V152H176ZM235 151V152H234ZM250 151V152H249ZM261 151V153H263ZM171 154H173L174 156H172V154L171 155H169V153ZM231 152V153H230ZM242 152H245V153H242ZM7 153V156H5V154ZM18 153V154H19ZM21 153V154H22ZM26 153V155H24ZM123 153V154H122ZM168 153V155H169V157H171V160H172V158H174L175 156H176V154H177V157H178V154H180L179 155V159L177 158V157H175L174 159L175 160H173V162H172V164L175 166V167H177L178 169H176V170H179L180 169V167H181V172L180 171H175L176 173H174V170L173 171H171L172 169L171 168H173L172 166L173 165H171V164H169V160H170V158L168 157V159L167 160H165L166 159V157H164V159L161 161V160H159V156L161 155V156H164V155H166ZM238 153V154H237ZM246 153H248V155L250 156V154H252L250 157L251 158H255L256 156V158L254 159L253 158V160H255V162L252 160H250V158H248L247 156V159H245L244 161H241L240 159H238V157H240L241 159H244L245 158V155L244 156H242V154H246ZM250 153V154H249ZM4 154V155H3ZM28 154V155H27ZM228 154V155H227ZM232 154H235V155H233L234 156V161H232V159H230V158H233L232 157ZM241 154V155H240ZM257 154V155H256ZM9 155H11V154H9ZM137 157H136V156ZM231 155V156H230ZM238 155V156H237ZM247 155V154H246ZM119 156V157H120ZM141 156V157H140ZM230 156V157H229ZM21 157H23V158H21ZM243 157V158H242ZM139 158V159H138ZM146 158L148 159V160H146ZM228 158V159H227ZM138 159V160H137ZM144 159H145V161H144ZM151 160V161H150ZM177 160H178V162H177ZM248 161L249 160V163H250V161H251V163L253 162V165L250 163V165L247 163L246 164V162L245 161ZM3 161H5V162H3ZM137 161L138 162H142L143 163V165H142V170L140 169V167H138L137 168ZM148 161V162H147ZM153 161V162H152ZM159 161H161L160 163L162 164V162L164 161V163H163V165H165V166H171V168L170 167H168V168H164L163 167V165L161 166V164L159 163ZM167 161V162H166ZM169 161V162H168ZM239 161H240V164L242 163V164H244V166H245V168L246 169H244L243 167V165L241 166L240 165V167H239ZM150 162V163H149ZM165 162L166 163H168L167 165L165 164ZM176 162V163H175ZM230 164H229V163ZM233 162H234V164H233ZM245 162V163H244ZM5 163V164H4ZM23 163V162H22ZM149 163V164H148ZM171 163V162H170ZM178 163H180V164H178ZM223 163V164H222ZM236 163V164H235ZM257 163V164H256ZM259 163V164H258ZM146 164H148L147 165V167H148V170H146ZM226 164V165H225ZM233 164V165H232ZM238 164V165H237ZM106 165V166H105ZM133 165H135V166H133ZM179 165H181V166H179ZM232 165V166H231ZM236 165L238 166V167H236ZM258 165V166H257ZM229 168V170L227 171V168ZM230 166V167H229ZM233 166H234V168L236 167V169H233ZM251 166H256V168L254 169L253 167H252V170H253V172H252V170H248V168L249 169H251L250 167ZM21 167V168H20ZM175 167H174V169H175ZM222 167H224V168H222ZM248 167V168H247ZM150 168V169H149ZM152 168V169H151ZM171 170H170V169ZM212 168H213V170H212ZM220 168H222V170H220L221 172H219V171H216V170H219ZM230 168H231V171H230ZM242 169V172H244L245 170H246V172H244V176L246 177H250V180L251 179H253L254 180V178H255V182H253L254 183V185H253V183H252V180L250 181V185L248 184L249 182V180L248 181H244L243 182V179H244V176H242L243 178L240 180L241 181V186H242V189H243V197H242V203H241V206H242V204L244 203V201H246V203H244L243 204V207L244 206H246V207H244L243 209H245V211L244 210H240L241 212H242V214H241V212H240V214H239V216L241 217V219L242 220H240V222L241 223H244L245 224V226L243 225V224H241L240 225V228H239V230H237L238 228H237V226L235 227V223H231V222H233V221H235L236 220V217H234V214H231L230 213V216H229V213L227 214V211L229 212V210L230 209H232L230 212H235L234 211V209L237 207L236 206V204L234 205V203L236 202L235 201V198H236V195H234L233 194V188H230V187H232L231 186V184H229L228 182H227V178L225 177L226 176V174H228V173H233L234 171H236L237 173H240L241 172V170L239 171V169ZM259 168H261V169H259ZM118 169H119V171H118ZM139 169V170H138ZM146 171H145V170ZM258 169V170H257ZM3 170V171H2ZM110 170V171H109ZM234 170V171H233ZM239 172H238V171ZM244 170V171H243ZM247 170H248V174L250 175H247ZM3 173H2V172ZM5 171V172H4ZM143 171V172H142ZM206 171V172H205ZM216 171V172H215ZM224 171V172H223ZM226 171L228 172V173H226ZM255 171H257V172H255ZM259 171H261V173L259 172ZM6 172H8V174L6 173ZM54 172H56V170H55V168L54 169H52V171H50V174H49V172L47 173V174H45V172H43V174H45V185L43 186V190H42V193H43V195H47V196H53V194H54V192H55V190H56V188H57V186H56V183H57V181L59 180L58 179V176L56 175V173H54ZM112 172V173H111ZM137 172V173H136ZM217 172H218V175H217ZM2 173V174H1ZM6 173V174H5ZM35 172H33V174H34ZM109 173H110V175H109ZM142 173V174H141ZM145 173V174H144ZM170 173V174H169ZM172 173V174H171ZM176 174L175 175V177L174 178H176V176H177V173H181V174H178V175H180L182 178H180L179 179V181L178 180H176V179H172L171 181H170V183H166L167 181L166 180H164V181H166V182H163L162 181V184H161V180L168 174V175H174V174ZM193 173L195 174V176L193 175ZM215 173H216V175H215ZM221 173H224V175H222ZM226 173V174H225ZM253 173H254V175H253ZM256 173V174H255ZM32 174V175H33ZM54 174L56 175V177H54ZM113 174V175H112ZM134 174V175H133ZM137 174V175H136ZM138 174H140V175H138ZM150 174V175H149ZM184 174H188L187 173V171L185 170V173ZM207 175V177H208V179H207V177H203V176H201V175ZM243 174V173H242ZM246 174V175H245ZM258 174L259 175H263V177L262 176H258ZM75 175V176H74ZM136 175V176H135ZM167 175V176H168ZM212 175V174H211ZM210 175V176H211ZM220 175H222V176H220ZM239 175V174H238ZM253 175V176H252ZM8 176V177H7ZM117 178H116V177ZM119 176V177H118ZM135 176V177H134ZM139 176V177H138ZM251 176L252 177H254V178H251ZM9 177H11V178H9ZM136 177H138V178H136ZM146 177V178H145ZM197 177L198 178H201V181H200V179H197ZM202 177H203V179H202ZM240 178H241V174H240V176H239ZM7 178L10 180H7ZM22 179V181H21V179ZM97 178V179H96ZM116 178V179H115ZM136 180H135V179ZM145 178V179H144ZM177 178H179V177H177ZM207 180H209V181H207ZM32 179V180H33ZM112 179V180H111ZM119 179H120V181H119ZM142 179V180H141ZM192 179V180H191ZM212 179V180H211ZM264 179V178H263ZM262 179V180H263ZM6 180V181H5ZM12 180V181H11ZM15 180V181H14ZM68 180V184L71 182V180L69 181ZM119 182H118V181ZM138 180V181H137ZM140 180V181H139ZM206 180V181H205ZM261 180V181H262ZM22 182V183H20V184H22L23 185V187H22V185H21V187L24 189L25 187V192L24 191H22L20 188V184H19V182ZM114 181H116V184L114 185V184H112V183H114ZM148 181V182H147ZM159 181V182H158ZM178 181V182H177ZM195 181V182H194ZM199 181V182H198ZM225 183H224V182ZM258 181V182H259ZM14 182V183H13ZM118 182V183H117ZM133 182H134V185H133ZM136 182H139V183H136ZM210 182V183H209ZM217 182V183H216ZM263 182L264 181H262L261 183H257V185L259 184V185H264L263 184ZM8 183V184H7ZM27 183V184H26ZM140 183H142L141 185H140ZM157 183H159L160 185H163V183L166 185V188L164 189V192L162 193V196L161 197H159V195H158V191H156V184ZM190 183H192V184H190ZM201 185H200V184ZM205 183H206V185H205ZM214 184L213 185V187H212V185L211 184ZM218 184V186H217V188H216V184ZM220 183H223V184H220ZM251 183H252V185H251ZM3 184V185H2ZM119 186H118V185ZM121 184H122V186H121ZM138 184H139V186H138ZM194 184H196V185H194ZM197 184H199L198 186H197ZM211 186H210V185ZM245 184V186L247 185V187H245V186H243ZM1 185H2V187L4 188H2L3 190H1ZM6 185H10V186H13V185H17L18 186V189H17V186L15 187V188H13V187H8L7 186V188H6ZM111 185H113L115 188L114 189H111V188H113V186L111 187ZM172 185V186H171ZM179 185V186H178ZM190 185H192V186H194V187H196L195 189L193 188V187H190ZM219 185H225V186H222V188H221V186H219ZM228 185V186H227ZM230 185V186H229ZM136 186H138L139 187V189H141V190H139L138 189V192L139 193H141V194H139L138 192L136 193L138 196H136V197H138L137 199L138 200H135L136 199V197H135V199H126L127 197V193L128 192H126V191H129V190H133V188H135L134 189V191L136 190L137 191V187ZM140 186H142V187H144L143 189H142V187L140 188ZM171 186V187H170ZM177 186V187H176ZM183 186V187H182ZM199 186H200V188H202L201 190H200V193L197 191V190H199L200 188H199ZM207 187V189H205L206 187ZM28 187V188H27ZM129 187V186H128ZM189 187V188H188ZM198 187V188H197ZM215 187V188H214ZM220 187V188H219ZM245 187V188H244ZM254 187V188H253ZM5 188H6V190H5ZM122 188V189H121ZM224 188V189H223ZM226 188H228L227 190H226ZM230 188V189H229ZM252 188V189H251ZM256 188H257V190H256ZM17 189V192L15 191ZM20 189V190H19ZM26 189H28V190H26ZM119 189H121V191L119 190ZM145 189V190H144ZM168 191H167V190ZM171 189V190H170ZM192 189V190H191ZM232 189V190H231ZM254 189V190H253ZM261 189V190H260ZM5 190V191H4ZM8 190V191H7ZM53 190H54V192H53ZM76 190V189H75ZM123 190V191H122ZM143 190H144V192H143ZM174 190V191H173ZM194 190H196V193L194 194L193 192H194ZM207 190V191H206ZM214 191L213 193L211 192V196H210V192L209 191ZM230 190H231V192H230ZM3 193H2V192ZM10 191H11V193H10ZM12 191H15V192H12ZM19 191V192H18ZM22 191V192H21ZM28 191V192H27ZM48 191V192H47ZM134 191H131V192H134ZM135 191V192H136ZM146 191V192H145ZM217 191V192H216ZM227 191V192H226ZM229 191V192H228ZM31 192L33 193V195H31ZM187 192V193H186ZM209 192V193H208ZM240 192H242V191H240ZM239 192V193H240ZM259 194H258V193ZM262 194H261V193ZM264 192V191H263ZM28 193V194H27ZM118 193H121L120 195L122 196V197H120L119 199H118ZM122 193H126V194H123L122 195ZM144 193L146 194L145 196H144ZM148 193V194H147ZM174 193V194H173ZM187 194V196H186V194ZM188 193H192L191 195H192V197H191V195H190V197H191V199L190 198H188ZM199 193V194H198ZM21 194H23V196L21 195ZM27 196H26V195ZM133 194V193H132ZM135 194V195H136ZM165 194H167L166 196H165ZM207 194H209V196L207 195ZM216 194H218V196L216 195ZM227 194H229V195H227ZM21 195V196H20ZM29 195V196H28ZM110 195V196H109ZM111 195H112V197H111ZM113 195H116V196H114V198H113ZM129 195H131L130 193H129ZM128 195V196H129ZM141 195V196H140ZM142 195L144 196V197H142ZM230 195H232V197L230 196ZM241 195V194H240ZM262 195V196H261ZM27 198H29V200L31 201L32 200V202H29V200L28 199H26V201H25V198L26 197ZM125 198H124V197ZM132 196L133 195H131V198H132ZM198 196H201L200 197V199L198 198ZM208 196V197H207ZM258 196V197H257ZM0 197V198H1ZM32 197V198H31ZM68 197H69V195H68ZM130 197V196H129ZM128 197V198H129ZM133 197V198H134ZM140 197H142V199L140 198ZM164 199H163V198ZM210 197V198H209ZM24 198V199H23ZM162 198V202L161 201H159L160 199ZM207 198V200H205ZM246 198V199H245ZM258 198V199H257ZM259 198H260V200H259ZM2 199V198H1ZM66 199V198H65ZM120 199H122V200H120ZM190 199V200H189ZM232 199V200H231ZM245 199V200H244ZM258 201H260V202H258ZM69 200V199H68ZM101 200V199H100ZM204 200L206 201L205 203H204ZM209 200H211V201H209ZM231 202H230V201ZM251 200V201H250ZM254 202H253V201ZM262 200V201H261ZM21 201V202H20ZM227 201H229V203H227ZM201 202V203H200ZM216 202H218V203H216ZM223 202H224V204L226 205V207H225V205L223 204ZM249 202V206H247V203ZM258 202V203H257ZM30 203L32 204V205H30ZM125 203V204H124ZM204 203V204H203ZM251 203H252V205H251ZM254 203L255 204H257L256 206L254 205ZM260 203H262V205H258V204H260ZM123 204V205H122ZM200 204V205H199ZM204 206H202V205ZM206 204V205H205ZM209 204V205H208ZM215 204V205H214ZM219 204V205H218ZM222 204L224 205L223 207H222ZM228 204H229V207H227L228 206ZM231 204H233L234 205V207H233V205L231 206V208H230V205ZM48 205V206H47ZM199 205V206H198ZM217 205V206H216ZM121 206H123V207H125L126 208V210H125V208H123V207H121ZM127 206V207H126ZM198 206V207H197ZM207 206V208H205ZM211 206V207H210ZM217 207V209L220 207L221 209H219V212H217V210H215L216 209V207ZM219 206V207H218ZM254 206H255V209H254ZM258 206H260V207H258ZM201 207V208H200ZM203 207V208H202ZM121 208H123L124 209V211L121 209ZM157 208V209H156ZM161 208V209H160ZM222 208H223V212L225 213L224 215H226V216H224L223 215V212H221L222 211ZM1 209H4L3 211L4 212H2L1 213ZM164 209V210H163ZM211 209V210H210ZM227 209V210H226ZM257 209H260V210H257ZM263 209V210H262ZM6 210V211H5ZM209 210V211H208ZM213 210H215V212L214 213H216V215L214 214V213H212L213 212ZM221 210V211H220ZM226 210V211H225ZM250 210V211H249ZM244 211V212H243ZM260 211H261V213H260ZM8 212V213H7ZM124 213V214H126V215H124L125 216V218H126V220H127V222L126 223H123L121 220H120V215H121V213ZM155 212V213H154ZM221 212V214L219 215L218 213H220ZM209 213V214H208ZM2 214V215H1ZM3 214H5V215H3ZM45 214H47L45 217H42L43 215H45ZM161 214V215H160ZM218 214V215H217ZM263 214V215H262ZM7 215H8V217H9V219H8V217H7ZM30 215V216H29ZM42 215V216H41ZM156 215V216H155ZM206 215V216H205ZM215 215V216H214ZM236 215V214H235ZM3 216H6L5 218L3 217ZM219 218V216H220V218L218 219L217 217ZM227 216H228V218H227ZM234 217V220L232 221V219H233V217ZM262 216V217H261ZM11 217V218H10ZM15 217V218H14ZM28 217V218H27ZM30 217H31V219H30ZM221 217H224V218H222L221 219ZM231 217V218H230ZM217 218V220H215ZM6 219V220H5ZM8 219V220H7ZM11 219V220H10ZM14 219V220H13ZM16 219V220H15ZM22 219V220H21ZM225 219V220H224ZM227 219H228V222L226 223V221H227ZM240 219V218H239ZM239 219H237V221H235L236 223H238V220ZM259 219V220H258ZM5 220V221H4ZM24 220V221H23ZM41 220L43 221V222H41ZM220 220H221V223H220ZM231 220V221H230ZM260 220H261V222H260ZM8 221V222H7ZM29 221H31V223L29 222ZM36 221V222H35ZM223 221H225V222H223ZM263 221V222H262ZM29 222V223H28ZM38 222H41V224L40 223H38ZM248 222V223H247ZM10 223V224H9ZM12 223V224H11ZM37 223V224H36ZM60 223V222H59ZM229 223V224H228ZM6 224V225H5ZM28 224V225H27ZM39 224V225H38ZM223 224H224V227H227L228 228V233H226L225 232V230H227V229H225L224 227H223ZM226 224H227V226H226ZM2 225V226H1ZM12 227V230L14 229V227H16L15 229H17V231H20V232H17L15 229V231L13 230V232H12V230H11V227ZM17 225H18V227H19V229H18V227H17ZM22 226L21 228H23V229H21L20 228V226ZM25 225V226H24ZM26 225L29 227H26ZM56 225V226H55ZM221 225V226H220ZM229 225V226H228ZM260 225V226H259ZM4 226V227H3ZM9 226V227H8ZM14 226V227H13ZM31 226H33L32 228H33V231L31 232V230H32V228H31ZM38 226V227H37ZM231 226V227H230ZM242 226V227H241ZM7 227H8V229L10 228V230H8L7 229ZM48 227V228H47ZM50 227H52V228H50ZM153 227H154V229H153ZM255 229H253V228ZM4 228V230H2ZM28 228V229H27ZM34 228L36 229L35 231H34ZM40 230V232H38L39 230ZM158 228V229H157ZM222 228V229H221ZM244 228H247V229H245L244 230ZM21 229V230H20ZM27 229V230H26ZM31 229V230H30ZM48 229L51 231L52 229L56 232V233H49L50 231H48ZM56 229V230H55ZM157 229V230H156ZM220 230V232H222V233H220L219 232V230ZM225 229V230H224ZM30 232H29V231ZM51 231V232H54V231ZM222 230V231H221ZM231 230V232H229ZM4 231V232H3ZM5 231H6V234H5ZM41 231H43V233L41 232ZM46 231H48V232H46ZM234 231V232H233ZM239 231H241V232H239ZM246 231V232H245ZM261 231V232H260ZM7 232H8V234H7ZM15 232H16V235H15ZM27 232H29V233H27ZM33 232H36V233H34L33 234ZM38 232V233H37ZM225 232V233H224ZM4 233V234H3ZM220 233V234H219ZM249 233H251V234H249ZM238 234V235H237ZM1 235H2V237H1ZM11 235H12V237H11ZM15 235V236H14ZM224 235V236H223ZM237 235V236H236ZM251 235V236H250ZM260 235V236H259ZM14 237V238H13ZM15 237H18V238H15ZM227 237V238H226ZM258 237V238H257ZM232 238L234 239V240H232ZM246 239V240H245ZM249 239V240H248ZM13 240V241H12ZM16 240H18L17 242H16ZM255 240V241H254ZM263 242H262V241ZM12 241V242H11ZM159 244H158V243ZM254 242V243H253ZM8 243H9V245H8ZM250 244V245H249ZM160 246V247H159ZM252 246V247H251ZM18 248V249H17ZM243 248V249H242ZM257 248V249H256ZM262 248V249H261ZM246 254H245V253ZM261 252V253H260ZM249 253V254H248ZM253 253V254H252ZM246 256L245 258H244V256ZM257 255V256H256ZM259 255V256H258ZM260 255L262 256V257H260ZM165 256V258H163V257ZM166 256H167V258H166ZM248 256V257H247ZM2 257V258H1ZM4 257V258H3ZM162 257V258H161ZM258 257V258H257ZM13 258H15V259H13ZM257 258V259H256ZM165 259V260H164ZM259 259V260H258ZM170 260V261H169ZM14 261V262H13ZM258 261V263H256V262ZM259 261H261V262H259ZM263 261V262H262ZM245 262V263H244ZM165 264H167V263H165ZM264 264V263H263Z\"/></svg>",
  "mask_w": 264,
  "mask_h": 264
},
{
  "label": "crops",
  "instance_id": "3",
  "mask_svg": "<svg viewBox=\"0 0 264 264\" xmlns=\"http://www.w3.org/2000/svg\"><path fill=\"white\" fill-rule=\"evenodd\" d=\"M3 0H0V5ZM117 214V206L110 200H100L98 193L85 187L74 191L73 236L84 243H98L110 237L111 224ZM35 264H92L70 263L66 257L50 259L37 256ZM0 264H7L0 261Z\"/></svg>",
  "mask_w": 264,
  "mask_h": 264
}]
</instances>
